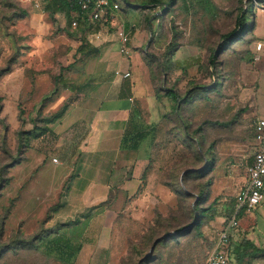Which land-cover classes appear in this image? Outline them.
I'll list each match as a JSON object with an SVG mask.
<instances>
[{
  "label": "rangeland",
  "instance_id": "1",
  "mask_svg": "<svg viewBox=\"0 0 264 264\" xmlns=\"http://www.w3.org/2000/svg\"><path fill=\"white\" fill-rule=\"evenodd\" d=\"M142 1L128 26L146 33L138 73L147 95L165 100L164 112L152 121L144 114L155 134L138 143L150 159L140 183L125 168L102 188L78 180L94 177L82 166L84 124L29 134L83 98L64 80L100 74L78 50L100 46L102 34L126 23L117 12L110 24L75 30L63 13L46 11V0H0V264H63L46 256L56 254L49 241L40 249L29 243L68 223L81 246L74 264H206L233 215L253 163L254 124L264 117V0ZM235 31L237 39L225 38ZM56 79L57 94L43 104ZM170 91L176 101L166 98ZM128 144L135 151L136 141ZM247 216L257 226L247 230L240 220L232 264H264L244 245L264 232V200Z\"/></svg>",
  "mask_w": 264,
  "mask_h": 264
},
{
  "label": "crops",
  "instance_id": "2",
  "mask_svg": "<svg viewBox=\"0 0 264 264\" xmlns=\"http://www.w3.org/2000/svg\"><path fill=\"white\" fill-rule=\"evenodd\" d=\"M113 1L120 6L117 12L120 15L122 24L126 23L123 28L129 30L130 27L128 25L133 23V14L136 13V8L139 5L136 2L137 0H124L126 3L125 10L119 0ZM117 12L115 17L118 15ZM132 33L134 35H131L128 43L129 56L122 54L120 51L122 44L118 32L113 31L102 34L100 46L94 47L99 50V55L92 58V60L96 61V66L101 72L98 74L96 71H91L90 75H88L89 77L82 84L76 82L78 86H83L84 89L81 93L70 92L75 95H83V98H74V103L72 102L65 116L58 122V126H63L64 130H71L84 124L86 130L82 137V148H84L87 155L82 166H88L89 168L92 166L91 174L93 172L94 177L92 179L84 178L90 175V172H87L85 176L80 175L78 180H89L90 183H98L102 188H109L111 184L117 182L116 176H124L122 172L125 168L134 170V175L130 176V182L133 185L140 183L139 178L141 177L142 179L145 169L149 166L150 159L149 154L140 155L139 150L142 148V142L150 134H155L154 124L146 122L144 114L149 112V117L152 121L155 116L159 118L160 109L164 112L163 103L165 100L162 99V102H159L160 105L162 104V108H159L156 97L153 98L150 94L151 90L149 89L147 95V92L143 89L144 86L150 88V85L146 83L142 86L143 83H141L138 73L143 64L140 50H142L147 37L146 33L143 31H131ZM86 65H88L86 67H89L91 64L88 63ZM112 70H114V74H110ZM117 71H121L123 74L129 72L131 75L129 78L116 76ZM166 98L170 99L169 97ZM138 134L145 136L140 141L141 147L138 146L136 149H134V146L131 147L135 151L125 150L124 140L126 138L128 140L133 139ZM149 146L148 148L150 149ZM127 147H129V144ZM151 151L153 152V148H151ZM152 152L150 158H152ZM79 155L81 154L79 153ZM109 160H111V163ZM105 166L111 169H106L108 176L104 177L102 169ZM255 224L257 226L256 222ZM251 233L252 237H254L255 234ZM259 234L260 239L257 238V242L249 240L248 236L247 239L257 249L264 251V232ZM235 244L233 242L232 247ZM259 259H264V257H258L255 260Z\"/></svg>",
  "mask_w": 264,
  "mask_h": 264
},
{
  "label": "built area",
  "instance_id": "3",
  "mask_svg": "<svg viewBox=\"0 0 264 264\" xmlns=\"http://www.w3.org/2000/svg\"><path fill=\"white\" fill-rule=\"evenodd\" d=\"M47 3L52 0H46ZM75 2L79 10L72 8L75 19L72 20L71 28L77 30L80 26L77 19L79 14L83 20L91 25H107L115 18V13L120 9L119 4L113 0H67ZM36 6L39 4L35 1ZM73 7V4H71ZM122 47L121 53L129 56L128 43L131 31L121 28L118 31ZM256 62L260 57L255 58ZM130 73L116 72V76L129 78ZM255 152L253 163L248 168L246 182L236 196L235 211L224 225L209 254L206 264H232L230 247L232 245V233L239 228V215L242 212L253 213L264 200V117L259 118L254 124Z\"/></svg>",
  "mask_w": 264,
  "mask_h": 264
},
{
  "label": "trees",
  "instance_id": "4",
  "mask_svg": "<svg viewBox=\"0 0 264 264\" xmlns=\"http://www.w3.org/2000/svg\"><path fill=\"white\" fill-rule=\"evenodd\" d=\"M152 1H156V0H152ZM71 4H73V7H71ZM72 8L79 10L75 2H69L67 0H52L51 2H48L46 11L50 12L52 16H55V14L57 13H63L65 16H67L69 20V26L71 27L72 20L76 18L75 15L72 14ZM77 19L79 20V23H80V26L77 30H80V29L90 30L91 28H93V26H96V25L88 24L85 20L82 19L81 14H79ZM237 33L238 32L235 31L229 34L225 38L232 42L239 37V34L237 35ZM78 52L83 54L87 59H92L99 55V50L97 48H93L91 51H86V49L84 50L81 47L78 50ZM67 81L68 80H64L65 82V86L63 87L64 89H69L71 92H76V93H81L82 90L84 89L83 86H78L76 83H74L71 80H69L68 82ZM68 83H70L69 86H68ZM55 85H56V88L51 93V95L48 96V98H44L42 100L43 104L51 101V99L53 98L52 95L57 94L58 79L55 80ZM167 96L169 98H172V100H175V101L177 100V95L172 91L167 93ZM68 108H69V104H66L59 112H57L56 114H54L53 116L49 118H46L44 120V127L41 128L40 133H36V130H38L37 128L35 131L31 132L29 135L38 139L48 134L51 130V126L59 122L65 116ZM31 136H29L28 138H30ZM144 137L145 136L143 134H138L135 138L130 139L131 141L133 140V141H136L137 143V144H133V146L135 147L134 149L138 148L139 146L138 143L142 141ZM130 140H128L127 138L126 140H124V148L127 147ZM247 214H251V213L242 212L239 215V226H240V220H241L243 224L246 226L247 230H250L253 224L255 223V221L252 218L248 217ZM76 223L79 224L80 220H78ZM72 225L73 224L68 223L66 224V226L59 229L58 231L52 232L45 237H41L37 239L36 244H34V241H32L29 243V245L35 247L36 249H40L45 242L49 241L50 245L48 247H55L54 250L56 251V254L52 255V253H48L46 256L53 258L56 261L61 262L63 264H74V260L76 259L81 246H80L79 241L73 238L68 233ZM50 237H52L53 239L50 240ZM232 244H233V240H232ZM244 245L248 248L253 249L254 255H257L254 257L255 259L258 257H264V251L257 249L255 245L249 240L245 239ZM241 246L242 245L240 243H236L234 247H232L231 245L232 248L230 247V256L233 253V251L237 252L238 248H241ZM252 257H253V254H252Z\"/></svg>",
  "mask_w": 264,
  "mask_h": 264
},
{
  "label": "water",
  "instance_id": "5",
  "mask_svg": "<svg viewBox=\"0 0 264 264\" xmlns=\"http://www.w3.org/2000/svg\"><path fill=\"white\" fill-rule=\"evenodd\" d=\"M194 225H195V224H192V225L189 227V231H191V230L194 228Z\"/></svg>",
  "mask_w": 264,
  "mask_h": 264
}]
</instances>
